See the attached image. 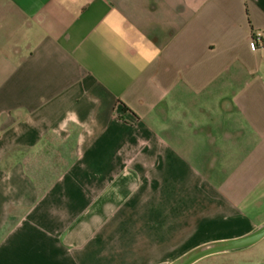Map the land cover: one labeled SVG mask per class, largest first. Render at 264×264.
I'll use <instances>...</instances> for the list:
<instances>
[{"label": "crops", "instance_id": "0c3cea01", "mask_svg": "<svg viewBox=\"0 0 264 264\" xmlns=\"http://www.w3.org/2000/svg\"><path fill=\"white\" fill-rule=\"evenodd\" d=\"M263 200L264 0H0V264H169Z\"/></svg>", "mask_w": 264, "mask_h": 264}, {"label": "water", "instance_id": "95a60500", "mask_svg": "<svg viewBox=\"0 0 264 264\" xmlns=\"http://www.w3.org/2000/svg\"><path fill=\"white\" fill-rule=\"evenodd\" d=\"M263 238L264 223L246 235L196 246L169 264H193L197 260L209 255L250 247Z\"/></svg>", "mask_w": 264, "mask_h": 264}, {"label": "rangeland", "instance_id": "374dc122", "mask_svg": "<svg viewBox=\"0 0 264 264\" xmlns=\"http://www.w3.org/2000/svg\"><path fill=\"white\" fill-rule=\"evenodd\" d=\"M262 205L261 209L264 210V200ZM218 255L203 258L198 264H264V238L248 248L230 251L224 256Z\"/></svg>", "mask_w": 264, "mask_h": 264}, {"label": "built area", "instance_id": "2783aa9c", "mask_svg": "<svg viewBox=\"0 0 264 264\" xmlns=\"http://www.w3.org/2000/svg\"><path fill=\"white\" fill-rule=\"evenodd\" d=\"M254 43L257 47H262L263 41H262L260 35L254 36Z\"/></svg>", "mask_w": 264, "mask_h": 264}]
</instances>
